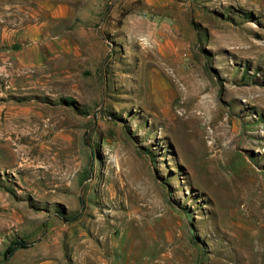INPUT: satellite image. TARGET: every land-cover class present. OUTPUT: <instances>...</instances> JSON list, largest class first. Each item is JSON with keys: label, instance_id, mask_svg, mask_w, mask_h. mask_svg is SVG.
<instances>
[{"label": "rangeland", "instance_id": "rangeland-1", "mask_svg": "<svg viewBox=\"0 0 264 264\" xmlns=\"http://www.w3.org/2000/svg\"><path fill=\"white\" fill-rule=\"evenodd\" d=\"M261 250L264 0H0V264Z\"/></svg>", "mask_w": 264, "mask_h": 264}, {"label": "trees", "instance_id": "trees-1", "mask_svg": "<svg viewBox=\"0 0 264 264\" xmlns=\"http://www.w3.org/2000/svg\"><path fill=\"white\" fill-rule=\"evenodd\" d=\"M26 246H27V243L25 240L15 239L7 246L4 252V255L5 257L11 256L15 252V250H17L18 248H24Z\"/></svg>", "mask_w": 264, "mask_h": 264}, {"label": "crops", "instance_id": "crops-1", "mask_svg": "<svg viewBox=\"0 0 264 264\" xmlns=\"http://www.w3.org/2000/svg\"><path fill=\"white\" fill-rule=\"evenodd\" d=\"M47 5V4H46ZM49 5V4H48ZM48 7H51V5H49ZM63 8H66V10H67V8H68V5H66V4H59V11H60V9L62 10Z\"/></svg>", "mask_w": 264, "mask_h": 264}, {"label": "bare ground", "instance_id": "bare-ground-1", "mask_svg": "<svg viewBox=\"0 0 264 264\" xmlns=\"http://www.w3.org/2000/svg\"><path fill=\"white\" fill-rule=\"evenodd\" d=\"M208 144L210 145V147L212 146V142H209ZM259 252H260V254H263L264 255V250L263 251L261 250Z\"/></svg>", "mask_w": 264, "mask_h": 264}]
</instances>
